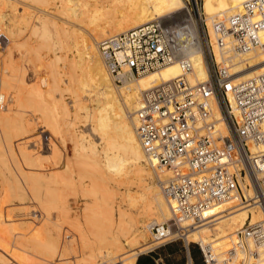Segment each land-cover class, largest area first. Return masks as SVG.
<instances>
[{
  "label": "bare ground",
  "instance_id": "6f19581e",
  "mask_svg": "<svg viewBox=\"0 0 264 264\" xmlns=\"http://www.w3.org/2000/svg\"><path fill=\"white\" fill-rule=\"evenodd\" d=\"M27 1L45 6L49 0ZM87 1L90 4L97 0H64L63 9H61L65 16L68 15V17L77 20L79 16L83 15ZM113 1V6L110 4L112 7L110 5L106 6V12L108 8H114L115 4H120L119 2H121L119 7L123 4L124 7L126 5L127 7L120 10V8L116 9L118 8V5H116L111 10L112 15H110V18L108 16V19L102 18V20L99 15L87 19L88 21L83 24L82 32L75 28L73 22L68 23V28H64L63 23L62 26L61 24L58 25L56 21L51 20L53 17L50 18L49 16L50 19L36 17L38 21H36V25L35 21H31L35 14H26L24 20L18 19L20 20L18 22H23V26L21 25L19 29H17L19 27L18 22H15L18 31L13 32L12 36L9 35L10 38L13 37L11 43L13 42L17 48H22V51L26 47L28 53L35 54L36 57L33 56L35 59L30 57V60L41 62L42 67L45 69V74L42 75L43 78L45 76L46 82L43 84L41 80L38 81L37 79L33 85H29L22 77L23 74H20L21 77L17 74L19 70H17V66L15 67L14 61L4 58V55L0 58L2 69L0 75V180L5 198L10 197L18 200L20 206L28 205L29 201L41 205L43 203L39 202L40 197L45 195L52 202L60 204L59 200L62 201L64 197L61 198L59 195L54 194L58 190L57 188L74 186V189L81 192L82 196L94 198L93 203L96 211L92 213V216L100 220L103 216V213L98 211L100 202L105 206L108 205L107 201L104 200L105 198L101 197L100 190L109 183H115L111 176L120 173L133 174L134 182H136V187L140 192V199L143 201L142 206L132 214L119 213L116 228L109 231L110 234L107 230L108 236L103 231L107 237L112 238L113 243L110 240L111 247L106 248V252L102 255L101 253L95 255H99L97 264H134L136 257L143 249L152 247L154 241L158 242L153 233L154 241H146L147 233L150 235L149 232H152L151 226L164 223L170 218L168 205L162 196L158 183L162 176L153 170L136 136L135 112L139 107L142 92L152 89L160 83L175 79L181 76L182 73L178 63L174 61L154 72L127 81L121 86H116L104 66L98 44L109 37L158 20L164 29L173 32L179 43L180 48L176 54L189 57L192 62V70L186 75L189 84L193 86L198 82L205 81L208 79V74L204 65L202 44L196 23L184 0H131L133 2H130L129 5L128 3H122L125 0H118L117 2L112 0L111 2ZM245 1L247 0H201L203 24L215 59L219 62L222 55L227 59L231 74L236 75L235 82L245 81L264 73V46L244 55H235L230 49H224L221 55L220 49L216 45L214 24L225 22L230 15L240 12ZM29 36H34L31 39L36 38L32 41L34 46L31 45V42L30 44L27 42ZM100 39L102 40L100 41ZM69 40L72 41V44L71 42L67 44ZM262 42L264 43V36ZM26 53L27 51L24 54ZM26 55L29 56L30 54ZM18 62L17 65H19ZM8 93L13 95L12 100H10L12 102L11 104L7 103L10 105L6 106L5 104L4 106ZM84 93H87V96H84ZM68 98L72 103V111L67 105ZM212 107L214 118L220 119V111L214 101ZM36 120L43 125L44 132L57 130L59 127L57 123L61 121V125L63 123L64 126L63 129L67 128L70 134L69 139L73 145L74 155L78 154L80 156L84 153L85 158L88 160L97 159L98 157L97 160L90 162L93 164L80 161L85 163L81 165L90 166V174L86 173L85 170L79 172L78 169L76 171L79 174L84 171L85 173L75 175L74 171H69L71 169H68L69 160L68 162L65 161L67 157L59 151L54 142L47 140L46 150L31 152L29 144L27 145L29 140H34L32 142L35 148L41 146ZM82 121H84L83 123H89L91 134L79 128ZM218 126L223 129L221 124ZM54 132L52 131L53 134ZM13 137L23 138L21 139L24 141H22V145L20 144L19 154L22 162L31 168L28 169L29 171H24L25 167H21V164L18 168L21 178L13 172V166L9 162L5 145L2 142V139L9 141ZM15 140L10 143L15 142ZM8 150L10 151L11 160L14 164L19 165L17 153L15 155V152L9 146ZM76 164H73V166H76ZM78 165L80 166V163ZM72 170H75V168ZM43 191L44 193H42ZM234 205L233 202L221 203L208 211L207 216H215L213 220L215 222L186 233V242L200 243L201 245L211 244L218 250L217 253H222L228 249L230 235L248 222L255 223L260 217L258 209L251 205L227 211ZM90 206L89 201L84 198L83 211ZM69 208L64 205L61 207L63 216L69 215ZM19 211L26 214L27 210ZM45 214L46 212L41 214L42 222L46 221ZM17 227L14 229L8 225L3 226V229L8 233L9 238L14 237L19 241L16 242L18 249L23 252L32 248L35 251L54 250V244L48 237L44 236L45 238L42 239L39 235L34 234L36 232L29 234L28 231L20 234L16 232L19 229H16ZM24 228L26 227L24 226ZM38 229L37 231H39ZM99 234L98 232L97 239L100 240L103 236ZM0 248L6 253L4 255L0 252V264H11L13 259L9 260L7 258L10 252L9 243L0 244ZM127 248L130 251L129 253L126 252L127 254L124 256L123 254ZM2 255L5 258H2ZM16 261V263H14L15 261L13 263L17 264L18 260Z\"/></svg>",
  "mask_w": 264,
  "mask_h": 264
},
{
  "label": "built area",
  "instance_id": "2783aa9c",
  "mask_svg": "<svg viewBox=\"0 0 264 264\" xmlns=\"http://www.w3.org/2000/svg\"><path fill=\"white\" fill-rule=\"evenodd\" d=\"M191 2L203 24L201 0ZM202 30L208 79L193 86L186 79L192 62L176 54L179 43L158 20L109 37L98 50L116 86L174 61L181 69V76L142 92L135 112L137 139L162 176L158 183L170 212L168 221L151 226L156 247L180 240L197 247L203 264H264V73L235 82L222 55L224 49L244 55L264 46V0H247L240 12L214 24L219 62ZM226 202L235 203L227 211L251 205L260 217L232 233L222 253L186 242L185 234L213 224L207 212Z\"/></svg>",
  "mask_w": 264,
  "mask_h": 264
},
{
  "label": "rangeland",
  "instance_id": "374dc122",
  "mask_svg": "<svg viewBox=\"0 0 264 264\" xmlns=\"http://www.w3.org/2000/svg\"><path fill=\"white\" fill-rule=\"evenodd\" d=\"M63 1L64 0H49L45 6H39V5L32 3L31 1H27V0H0V49H1L0 50V55H1L0 58L4 55V58L10 59L12 62L14 61L15 67L17 66L16 68H17V70H19V72L17 74H19V75L23 74L22 77L25 79V81L29 85H33L37 81V79H38V81L41 80V83L45 84L46 78H45V76L43 78V75L45 74V69H44V67H42L41 62L40 61L39 62H35V61L32 62L30 60L33 56H35V54L34 53L31 54L30 52L28 53V50L26 47L24 48L25 50L23 49V51H22V48H17L13 42L11 43V41H13L12 40L13 37L10 38V36H12L13 32L16 33L18 31L17 29L21 28V25L23 24V22L20 23L18 21L24 20L23 18L26 16V14L27 15L28 14L29 15L35 14V15H33V19H31V21H35L34 23L36 25L38 22L36 20V17H40V18L45 17L48 19L53 17L54 19L51 18V20L56 21V23L58 25L61 24V26H62L64 24L63 27L68 28L69 27L68 23L73 22L76 26L75 28L77 30L78 29L81 30V32H82L83 31V24H84V22L88 21L87 19H90L91 17H98V15H99L100 19H102V18L108 19L111 17L110 15H112L111 10L114 9L116 5H118V8H116V9L120 8V10H121V8L127 7V5L124 7V4L122 5L123 7L122 6L119 7V5H121V2H119L120 4H115L114 8H110V9L108 8V10L106 12V8H107L106 6H109L110 4L113 6L114 1L111 2L112 0H97V1L92 2L90 4L87 1L86 8L84 9L85 6L82 7L84 9L83 10L84 16L81 15L78 17L77 20H75L74 18L72 19L71 17H68V15H66V16L64 15L65 13H63V10H62L63 9ZM117 1L118 0H116V2ZM119 1H121V0H119ZM133 1L125 0L122 3H125V4L128 3V5H129L130 2L132 3ZM184 1L186 3V6L188 7L193 19L195 20L197 32H198V35H199L201 43H202V37H203V30L202 29L204 26H203L202 22L198 19V17H195L192 14L191 9H190L191 4H192L191 0H184ZM198 2H199V0H198ZM103 8H104V11H103ZM100 10H101V12H100ZM204 14H205V9H204ZM13 15H14V17H13ZM101 15H103V16H101ZM18 19H20V20H18ZM15 20H17V21H15ZM15 22H18L19 27L17 26V23H15ZM11 25L14 26V28H12ZM65 26H67V27H65ZM8 29H10L12 31H10ZM32 37H34V36H29L27 42H29V44L31 42V45L34 46L33 45L34 42H32V41H34V39L36 40V38L31 39ZM105 38H107V37H105ZM105 38H102V39H105ZM102 39H100V41ZM68 42H67V44H70V42L72 44V41L69 40ZM12 46H13V48H12ZM7 48H8V50H6ZM182 48H183V46H182ZM183 50H184V48H183ZM26 51H27L26 54H30L29 56L24 54ZM7 52H8V55H7ZM35 57H33L32 59H35ZM17 62L19 63V65L16 64ZM1 70L2 69H1V63H0V75L2 73ZM233 75H235V74H233ZM39 76H40V78H39ZM20 77H21V75H20ZM235 77H236V75L233 78H235ZM10 94L11 93L7 94V101H6V103H4V106H5V104H6V106L11 104L12 101H10V100H12L13 95L11 94V97H10ZM84 94H85L84 96H87V93H84ZM7 103H10V104H7ZM67 105L69 106L70 110L72 111L73 110L72 109V103H71L69 98L67 99ZM30 117L34 118L35 116H30ZM59 122L57 123L59 125L58 129L52 130L53 132L55 131L54 134L52 133V131L49 130L52 134L51 135V134H49L50 133L49 131L44 132L45 128L43 127V125H41L40 122H38L36 120V125H37L36 127H37V132L39 135V141L41 142V144H40L41 146L39 148H41V149L34 147L33 142H32L34 140H29L27 143V145L29 144L28 146H30L29 150H31V152H33V153L38 152L42 149L46 150L47 149L46 145H48L47 144L48 141L54 142L57 145V148L59 149V151L63 155H65V157H67V158H65L66 159L65 161L68 162V160H69L68 164L73 166V164L77 163L76 166L74 165L73 167L69 165L68 169L71 168L69 171H71V172L74 171L75 175L84 174L85 171H87L86 173L90 174V172H91L90 166H88V165L83 166L81 164H85V163L86 164H93L90 162H92L93 160H97L98 157L94 156V157H97V159L93 158L92 160H90V159L88 160L87 158H85L84 153L83 154L80 153L84 156H82V155L79 156L78 154L74 155L75 153L72 150L73 145L69 139L70 134H69L67 128L63 129L64 128L63 123L61 125V121H59ZM83 122L84 121H82V123L79 124V126H80L79 128L83 129L85 132L87 131L86 133L91 134L89 131L90 130L89 123L88 122L83 123ZM65 130H67V131H65ZM56 131H57V133H56ZM60 131H61V133H60ZM50 136H52V137H50ZM56 136H58V137L54 138ZM93 138L96 140L95 137H93ZM17 139H19L20 141L18 140V142H16ZM21 139H23V138L22 137H13L12 139L10 138L9 141L2 139V142L5 145V150L7 152L9 162L13 166V172L19 178H21V175H20V170L18 168H20L21 164H22L21 167H23V168L25 167L24 171H29L31 169V168L27 167L21 160L19 150H20V147L22 145V141H24ZM12 140H15V142L13 141L12 143H10ZM10 144H11V146H10ZM8 146L11 147V150L13 149L12 151L15 152V155L17 153L16 156H17V158L19 157V159H18L19 165L14 164V162L11 160V156L9 153L10 151L8 150ZM14 148H15V150H14ZM74 156H76V157H74ZM77 156H78V158H77ZM82 158H85V159H82ZM77 159H79V160H77ZM81 160L83 162H85V161L86 162L81 163L80 162ZM78 163H80V166L78 165ZM68 164H67V166H68ZM73 168H75V170H72ZM76 169H78L79 172H81L83 170H85V171L83 173L79 174V172H77ZM67 176H69V175H67ZM111 177L115 181V183H113V184L109 183V184L105 185L100 190L101 197L102 198L104 197L105 198L104 200H106L107 204H108L107 206H105L100 202V204H99L100 207H99L98 211H101L103 213V216H102V218H100V220H97L95 217L92 216V213L94 211H96V207L94 206V203H93L94 198L91 196H86V197L82 196L80 194L81 192H78L74 189V186H70V187L69 186H62V187H60L62 190L59 187L57 188L58 190H56L57 192L55 191L54 194L59 195L61 198L64 197V198H62L63 200L66 199L65 201L59 200L60 204H56L55 202H52L51 199L49 197H46V195H45V196L40 197L41 200H39V202L43 203L41 205H36L34 203V201L33 202L29 201L28 205L20 206V204H19L20 202L18 200H15L14 198L11 199L10 197L5 198L4 189L2 188V183L0 180V244L9 243L10 252L8 253L7 258H9V260L13 259V260H11V264L16 263L17 262L16 260H18L19 264H21V263H23V264H97V262H98L97 257H99V255H95V254L101 253V255H102V253L106 252L108 247L109 248L111 247V243H113L112 238L110 236L109 237H107V236L110 234L109 231H112L113 229L116 228V226L118 224V220H119V218H118L119 213L124 212L126 214H132L135 211H137L142 206V203H143V201H141V199H140L141 197H140L139 189L136 187V184H135L136 182H134L135 178L133 177V174L131 175L129 173H120V174H116L115 176H111ZM42 193H44V191ZM84 198L87 199L91 205L85 211H83V209H82L83 203H84ZM9 199L11 200V202ZM63 205L66 206L67 208L70 207L68 216H63V211L61 210V207ZM23 209L27 210L25 212L26 214L19 211V210H23ZM44 212H46V214H45L46 221L42 222L41 214H44ZM4 218L9 219V220H6ZM11 220H12V222H11ZM4 222H5V224H4ZM11 223H13V224H11ZM17 223H18V225H17ZM8 225L10 227H13L14 229L17 226H20V227L16 228V229L19 228L18 230H16V232L20 233V234L28 231L29 234L32 232H36L34 234L39 235L42 239H44L45 237H48L54 244V247H55L54 250H52V251H35L32 248L29 251L23 252L22 250L18 249L16 246L19 241L16 240V238H14V237L9 238L8 233L6 231H4L3 226L6 227ZM24 226L26 228H24ZM37 229L39 231H37ZM40 229L42 230V232H40L41 231ZM107 230H108L109 234L106 232ZM103 231L106 232L107 236ZM98 232L101 234V236H103L101 238L99 236L100 240L97 239ZM149 234L150 235H148V233H147L146 241L147 242H150V241L153 242L154 238L152 236V232H149ZM14 239H15V241H14ZM110 240H111V243H110ZM190 243H192V242H190ZM152 244H154L152 247H150L148 249H143L142 252L145 253L146 251L153 249L154 247H156L159 244V242L154 241ZM129 251H130V249H128V248H127V250L125 249V252L123 255L125 256V254L129 253ZM0 252H1V254H4V255L6 254L5 251H3L1 248H0ZM142 252L140 254H142ZM140 254H138V255H140ZM4 255H2V258H5ZM14 255H15V257H14ZM24 256H25L26 260H25V258H23ZM13 257L16 259H14ZM17 257H19V258H17ZM23 259L25 261H22ZM13 261H15V262L13 263Z\"/></svg>",
  "mask_w": 264,
  "mask_h": 264
},
{
  "label": "crops",
  "instance_id": "0c3cea01",
  "mask_svg": "<svg viewBox=\"0 0 264 264\" xmlns=\"http://www.w3.org/2000/svg\"><path fill=\"white\" fill-rule=\"evenodd\" d=\"M134 264H203L197 247L180 240L154 247L136 257Z\"/></svg>",
  "mask_w": 264,
  "mask_h": 264
}]
</instances>
